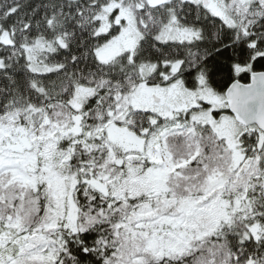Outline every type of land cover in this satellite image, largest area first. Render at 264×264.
Here are the masks:
<instances>
[{
    "label": "snow or ice",
    "instance_id": "snow-or-ice-1",
    "mask_svg": "<svg viewBox=\"0 0 264 264\" xmlns=\"http://www.w3.org/2000/svg\"><path fill=\"white\" fill-rule=\"evenodd\" d=\"M0 264H264V0H0Z\"/></svg>",
    "mask_w": 264,
    "mask_h": 264
}]
</instances>
